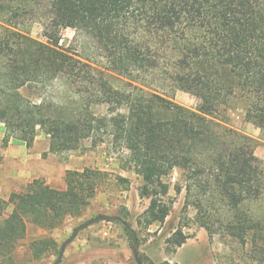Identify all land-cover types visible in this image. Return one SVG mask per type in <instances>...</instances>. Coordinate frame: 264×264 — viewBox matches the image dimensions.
I'll list each match as a JSON object with an SVG mask.
<instances>
[{"label": "trees", "instance_id": "trees-1", "mask_svg": "<svg viewBox=\"0 0 264 264\" xmlns=\"http://www.w3.org/2000/svg\"><path fill=\"white\" fill-rule=\"evenodd\" d=\"M32 23L42 26L44 41L28 35ZM66 28L85 33L104 66L63 49ZM147 76L170 79L198 106L173 102ZM48 84L57 89L48 97L21 92ZM234 110L264 133V0H0L2 146L15 139L30 147L40 130L48 151L63 153L87 139L102 142L105 134L141 179L148 205L137 219L140 229L170 214L164 178L179 169L175 191H184L193 220L208 235L248 246V259L261 262L264 209L253 206L264 204V163L254 154L256 141L226 124ZM106 176L90 167L67 169L62 189L37 178L0 198L1 206L11 205L0 223V264H15L28 225L51 232L79 215ZM117 214L126 220V211ZM186 238L177 228L165 250L175 252ZM28 250L37 260L46 252L57 257L60 247L44 234Z\"/></svg>", "mask_w": 264, "mask_h": 264}, {"label": "rangeland", "instance_id": "rangeland-1", "mask_svg": "<svg viewBox=\"0 0 264 264\" xmlns=\"http://www.w3.org/2000/svg\"><path fill=\"white\" fill-rule=\"evenodd\" d=\"M27 33L35 39L41 41L45 39L42 26L38 23H32ZM60 46L78 58L104 66L100 51L81 31L72 28L63 29ZM145 81L153 89L162 92L167 98L181 106L195 109L199 104L197 98L176 89L171 80L164 76L160 80L154 76H147ZM21 92L29 97L33 95L48 97L57 92V89L55 85L48 84L23 88ZM226 124L256 141L254 154L264 163V133L252 123L245 121L240 110L231 111ZM0 127L5 130L3 123ZM37 135L44 139L43 143L39 142V148H43L46 140L48 143L47 151H42V153L48 166L47 175L52 186L64 188V172L59 169V166L67 167V169L95 168L106 172L107 176L98 187L90 204L82 209L79 215L66 217L62 224L51 232L28 225L25 237L17 243L15 264H52L56 255L51 252L44 253L37 260L32 258L28 250L32 240L46 234L55 241L57 247H60L80 223L99 214L118 215L117 213L122 211L127 212L126 221L137 234L138 252L146 256L153 264H159L162 261L175 264H264V261L248 259L245 255L248 246L242 249L233 239L218 233L208 235L204 228L193 220L194 209L183 205L184 191L180 193L175 191V186L182 183L179 169H173L164 178L169 183V191L165 199L171 202L170 214L162 224L140 229L137 219L146 209L148 199L140 196L141 179L128 169L124 160L125 150L122 147L113 146L110 138L103 134L102 142L93 144L90 139H87L82 141L75 150L53 153L48 151L49 138L47 135L40 130ZM118 176L127 179L128 182L121 183L117 179ZM1 193V197L6 200L7 190L2 189ZM263 205L253 206L254 211L264 209ZM10 210L11 205H0V223L10 213ZM177 228H181L187 238L180 247L176 248L175 252L169 253L165 250V239ZM131 246L132 240L121 223L98 221L78 232L75 239L64 249L59 264H136Z\"/></svg>", "mask_w": 264, "mask_h": 264}, {"label": "crops", "instance_id": "crops-1", "mask_svg": "<svg viewBox=\"0 0 264 264\" xmlns=\"http://www.w3.org/2000/svg\"><path fill=\"white\" fill-rule=\"evenodd\" d=\"M3 135L4 128L0 127V198L6 201L11 192L23 190L27 183L33 179L42 178L51 185L47 175L48 166L42 153V151L45 152L48 149L47 140L43 148H39V142L42 141L43 143L44 139L38 135L30 147H27L24 142L15 139H10L7 145L2 146ZM59 169L65 172L67 167L61 168L59 166ZM2 189L3 191L7 190L6 200L1 197Z\"/></svg>", "mask_w": 264, "mask_h": 264}, {"label": "water", "instance_id": "water-1", "mask_svg": "<svg viewBox=\"0 0 264 264\" xmlns=\"http://www.w3.org/2000/svg\"><path fill=\"white\" fill-rule=\"evenodd\" d=\"M98 221H117V222L121 223L124 227L129 229L132 233V236H133V241H132V246H131L133 258H134L136 264H142V262L139 260V257H138L139 244H138V238H137L136 232L129 226L128 222L126 220H124L121 216L110 215V214H99V215H96L93 218L88 219V220L80 223L79 225H77L73 229L72 233L61 243L59 253H58L55 261L52 264H59V262L61 261L64 249L66 248V246L68 244H70L75 239V237L77 236V234L80 230H82V229L86 228L87 226H89L95 222H98Z\"/></svg>", "mask_w": 264, "mask_h": 264}]
</instances>
